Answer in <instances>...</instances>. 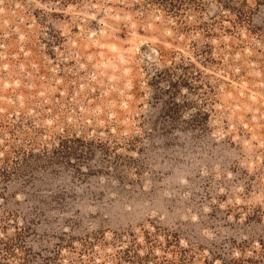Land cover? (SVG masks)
<instances>
[{
	"label": "rangeland",
	"instance_id": "obj_1",
	"mask_svg": "<svg viewBox=\"0 0 264 264\" xmlns=\"http://www.w3.org/2000/svg\"><path fill=\"white\" fill-rule=\"evenodd\" d=\"M0 264H264V0H0Z\"/></svg>",
	"mask_w": 264,
	"mask_h": 264
}]
</instances>
